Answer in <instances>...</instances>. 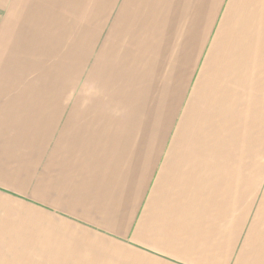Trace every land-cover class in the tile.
Returning <instances> with one entry per match:
<instances>
[{"label":"crops","instance_id":"1","mask_svg":"<svg viewBox=\"0 0 264 264\" xmlns=\"http://www.w3.org/2000/svg\"><path fill=\"white\" fill-rule=\"evenodd\" d=\"M111 21L85 89L0 64V264H264V0Z\"/></svg>","mask_w":264,"mask_h":264},{"label":"rangeland","instance_id":"2","mask_svg":"<svg viewBox=\"0 0 264 264\" xmlns=\"http://www.w3.org/2000/svg\"><path fill=\"white\" fill-rule=\"evenodd\" d=\"M131 1L122 5L121 0H0V24L12 25L7 49L0 41V51L11 54L9 64L2 57L0 64L30 65L48 82L85 89L95 77L96 66L88 71L89 61L93 65L97 56L95 47L103 42L104 30L114 27L113 14ZM257 177H264V171L257 170Z\"/></svg>","mask_w":264,"mask_h":264}]
</instances>
